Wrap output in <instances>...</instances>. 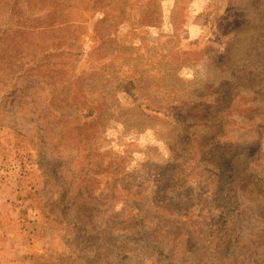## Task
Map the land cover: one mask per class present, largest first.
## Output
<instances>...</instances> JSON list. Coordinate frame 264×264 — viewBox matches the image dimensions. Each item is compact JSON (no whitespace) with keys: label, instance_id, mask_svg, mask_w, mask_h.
Wrapping results in <instances>:
<instances>
[{"label":"rangeland","instance_id":"1","mask_svg":"<svg viewBox=\"0 0 264 264\" xmlns=\"http://www.w3.org/2000/svg\"><path fill=\"white\" fill-rule=\"evenodd\" d=\"M0 264H264V0H0Z\"/></svg>","mask_w":264,"mask_h":264}]
</instances>
